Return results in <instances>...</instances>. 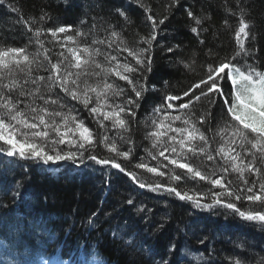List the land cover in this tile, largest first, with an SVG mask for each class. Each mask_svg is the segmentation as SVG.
Returning a JSON list of instances; mask_svg holds the SVG:
<instances>
[{"label":"trees","instance_id":"obj_1","mask_svg":"<svg viewBox=\"0 0 264 264\" xmlns=\"http://www.w3.org/2000/svg\"><path fill=\"white\" fill-rule=\"evenodd\" d=\"M189 12L193 15L189 16ZM149 16L152 20L148 19ZM196 19L201 23L197 24ZM241 19L248 25V36L244 39V51L232 59L240 51L236 32ZM153 20L156 23V39L152 41L150 52L145 53V57L151 60L150 70L146 71L136 64L134 57L123 51L126 48L130 51L148 48L143 40L150 38L153 33ZM59 26L71 27L65 33L57 32L54 37L48 30L54 31ZM193 28L197 31L193 32ZM37 30L41 32L39 37L35 35ZM78 31L86 35L77 36ZM113 32L117 34L115 37L112 36ZM68 35L74 36L75 40H66ZM85 46L90 50L99 49L100 54L94 59L99 57L104 65L115 67L123 56L133 68H140V71L128 73L134 83L143 84L145 88L140 98L135 97L127 81L114 73L106 74L104 70L108 68L90 70L87 71L88 75L80 77L81 81H87L92 86L102 85L106 81L113 84L114 88L123 89L119 97L109 92L108 102L111 104H123L127 97L138 99V105H129L135 114H121L127 121L125 129L112 127L111 121H103L101 125L98 120H102V117L97 118L89 111L93 103L86 108L67 94L64 98L57 97L53 95L54 92L59 93L57 88L45 95L58 99V105L48 104L47 107L70 113L78 121L82 120L96 136L100 133H118L122 137V147L117 149L128 151L131 148L132 154L143 160L132 161V155L125 159L110 151L106 153L100 149L105 146L101 138L94 140V147L86 145L87 150L82 149V159L81 155L78 159L82 165L74 167L72 164L61 166L60 163L49 168L38 160L8 157L0 152V183L3 184L2 188L0 186V227H15L12 240L0 250V257H3V263H0L29 264L31 260L57 254L58 250L63 258H70L74 257L76 251L84 250L89 255H95L99 261L113 260V264H228V261L232 264L237 261L239 264H264V224L253 220L248 225L244 222L246 220L224 207L220 210L218 205L209 209L181 200L165 189L175 187L182 193L199 194L203 204L212 202V194L217 193V189L220 192L226 189L214 187L199 178L192 179L186 169L176 165L170 164L173 170L166 169L162 163L167 159L161 158L159 161L158 158H150V155H157L158 152L150 148L155 141L152 136L156 132L153 124L160 115L155 109L171 103V109L162 110L170 112V116L180 115L181 123L183 117L190 116V124H194L207 138V153L193 155L185 148L183 153L166 151L165 156L177 157L180 162L188 163L212 179L224 177V183L230 189L245 188L239 174L231 170L230 163H225L227 157L219 152L221 147L226 151L229 149L227 141L231 135L230 128L227 136L218 140L225 123H237L231 121L230 114L222 106V101L230 91L228 79L222 78L223 73L217 78L224 96L212 92L208 97L202 96L200 101H193L188 108H181L180 105L200 94L205 85L200 84V88L195 85L207 79L209 66L218 67L219 62L231 60L241 71L245 70L247 64L264 72V0H4L0 4V49L25 48L30 59L35 60L31 66L33 79L49 76L53 71V63L74 61L68 52L69 47L78 49L83 68V60L88 58L82 51ZM61 52L64 56L68 52L66 61L60 56ZM110 56H116V61L106 59ZM95 72L101 75L98 77L93 74ZM140 77L142 79H138ZM11 79L23 83L25 74L14 70L11 77L6 76L0 83L7 84ZM24 87L30 91L35 86L28 83ZM185 91L189 92L188 96L184 95ZM10 95L21 109L33 99L30 96L18 97L16 90ZM169 95L179 99L167 101L165 98ZM209 97L214 98L211 105ZM66 103L69 104L67 108ZM35 105L45 106L38 98ZM3 111L0 108V112ZM202 116L205 117L203 123L199 119ZM45 118L48 120L47 116ZM56 121L61 124V118L57 117ZM172 127L181 126L175 124ZM39 130L44 129L41 127ZM21 131L26 130L21 128ZM48 131L50 140L57 138L51 129ZM158 131H163V128ZM165 133V143L169 142L170 136L177 135L169 130ZM217 133L219 135L216 136ZM17 138H21L19 134ZM113 139L109 138L108 142L119 145ZM191 144L199 147L201 142L196 140ZM231 147L236 148L245 164L253 159L246 150L249 146L246 145L242 150L238 139ZM58 149L66 152L71 146L60 144ZM207 154H211L213 160H208ZM90 155H95L97 160H114L125 171L113 168L111 163L98 164L89 158ZM139 161L168 174L159 176L150 173L146 168L136 166L140 164ZM225 167L229 171H223ZM255 167L260 169L259 176L246 170L243 177L248 181L246 186L256 182V187H259V183L264 181V161L260 159L259 153L255 158ZM129 172L134 173L137 179L133 180ZM173 176H180L181 179L176 181ZM187 179L200 188L192 187L194 185ZM141 182L146 185L144 188L139 187ZM157 184L164 187L158 191L148 187ZM200 189H209V192ZM129 199L133 204L126 203ZM229 200L241 211L248 212L250 205L257 209L248 200L236 201L233 197ZM76 214H79L76 226L71 225L66 230L72 223L71 217ZM16 215L22 216L15 218ZM234 227L238 229L234 230ZM59 228L65 230L64 234ZM40 232L39 237L45 240H48L46 236L49 233L58 238L50 246L43 244V248H39L42 246L38 237ZM114 232L117 235H113ZM147 244L151 245V249ZM46 246L56 250L47 253Z\"/></svg>","mask_w":264,"mask_h":264},{"label":"snow or ice","instance_id":"obj_2","mask_svg":"<svg viewBox=\"0 0 264 264\" xmlns=\"http://www.w3.org/2000/svg\"><path fill=\"white\" fill-rule=\"evenodd\" d=\"M178 2V0H177ZM4 0H0V4H3ZM11 7V6H9ZM16 11L15 8L12 9ZM119 11V10H118ZM189 16L193 14L188 13ZM44 17H41L43 20ZM148 19L152 20V17L149 16ZM161 24L164 23L163 20L160 21ZM196 23L200 24L201 21L196 19ZM71 26H59L54 31L49 29L52 35L55 37L56 33H65L67 30H70ZM153 33L150 38H145L144 43L148 45V48H140L138 51H130L127 48L124 51L128 52V56L134 57L136 64L141 66L144 70H150L151 60L145 57V53L150 52L152 41L156 39L155 27L156 23L153 20ZM248 25L243 22L241 19L240 26L236 32V41L240 45V51L232 57L235 59L236 56L240 55L243 49L244 39L247 38L248 33L246 29ZM193 32H196V28L192 29ZM36 37L41 35L40 30H37L35 33ZM77 36H85L83 32H77ZM115 32L112 33V36H116ZM68 41H74L75 37L68 35L65 38ZM94 43H103L102 41H94ZM111 46V45H109ZM172 49H169L171 51ZM68 52L71 53L74 57V61L65 63L60 61L57 63L51 64L52 73L45 77L39 76L35 79L32 78V64L35 62L34 58L30 59L29 54L26 53L25 48H6L0 49V81H2L6 76L11 77L14 70L20 73L25 74V79L23 83L15 79H11L9 83H0V108L4 109L3 112H0V152L8 157H19L21 159H33L41 161L43 164L57 163L60 161H73L77 160V153L71 150L63 151L58 149V145L67 144L69 146H75L78 149H86L87 146L94 147L95 138L93 137L92 131L85 126L82 120H77L75 116L70 113L65 114L59 110H50L47 105L53 104L58 105V99H54L51 95L46 96V93H52L54 89L59 88L65 94L70 96L72 99L77 100L84 107H88L90 103H93V106L89 109L90 113L95 114L97 118L102 117V120H98V123L103 121H111V126L114 128L125 129L127 126L126 119L122 118V113L127 115H134V109L130 108L129 105H138V99H133L127 97L123 104H110L109 101V92L112 96L119 97L123 94V89L114 88L113 84L107 83L106 81L101 85L97 84L92 86L87 83V81H81L80 77L82 75H88L87 68L94 67L96 69L101 68V65L97 63L94 59L96 55L100 54L99 49L90 50L89 47H83V52L87 54V59L83 60V69H82V57L77 48L69 47ZM61 57H64L66 61L68 58L64 56V53H60ZM111 61H116V56L106 57ZM39 67H44V65H39ZM77 71L73 72L72 69ZM232 68L234 70V75L229 77L227 69ZM120 69V70H117ZM6 70V71H4ZM47 70V69H46ZM135 71H140V68H133L129 64H119L117 62L115 67H110L105 70V73H114L121 80L127 81L129 85L132 86V91L135 93L136 98H140L142 92L145 90L143 84L134 83L133 79L128 75V73H133ZM223 73V79L230 80V91L227 93V98L222 101V106L226 107V113L230 114L231 121L237 122L234 124L225 123V131L229 128L231 129V135L228 137L229 149L226 151L224 147L219 149V152L224 154L227 159L225 160L226 164L230 163L231 170L235 173H238L240 178L243 180L245 185H248V181L243 179L245 171L253 172L259 175L260 169L255 167V158L257 153H259L260 159L264 161V72L257 71L255 67L245 64V70L241 71L239 67H236L231 63V60L228 62H219L218 67L209 66L207 69V79L201 80L195 85L196 88H200V84H204L205 88L200 90V94L194 96L186 104H181V108H188L193 101H200L201 97H208L209 93L215 92L219 96H224V90L220 86L219 80L220 74ZM96 76H100V72L93 73ZM142 79V77L138 78ZM31 83L35 87L32 90H26L24 85ZM235 86V91L231 89ZM43 88V92L41 89ZM100 89V90H98ZM13 90L18 92V97H32L33 99L25 104V107L21 109L18 102H15L10 95ZM90 93L95 94V100ZM58 95V94H57ZM185 96L189 95L188 91L184 92ZM40 99L44 102V107H39L35 105V100ZM167 101H173L179 99L177 96H167L165 98ZM229 99L232 100V103L229 104ZM214 103V98L209 97V104ZM173 105L171 103L162 104L161 106L155 109L156 112H160L163 108L171 109ZM108 109V110H105ZM48 117L46 120L45 117ZM61 118V124H57L56 118ZM200 122L203 123L205 117H200ZM179 121L182 120L180 115L169 116L164 115L163 119L159 122L158 127H166L164 121ZM183 123L185 125L190 124V116L183 117ZM21 127H17V126ZM61 125L65 128V131H61ZM242 126V127H240ZM41 127L44 130H39ZM21 128L26 131H21ZM169 131L179 134V139L177 135H172L168 138V143L160 140L162 135L166 133H161L159 131L153 132L152 136L155 138L153 146L157 144L165 145L163 150L159 152L160 156H165L166 151L171 153H183L185 147L187 146V152L192 153L193 155L197 154H206L207 153V138L203 132H200L199 129L192 124L191 131L188 128L176 127L173 128L169 123L167 125ZM51 129L56 133L57 138L54 140L49 139V131ZM72 133L76 138H70L68 133ZM20 135L21 138H17V135ZM239 140V147L243 150L245 146H249L246 150L248 154L253 158L247 164L244 163L243 158L240 153L236 151V148L231 147L235 145ZM105 146L109 148V151L116 153L118 156L124 157L127 159L129 157L128 151L118 152L116 144L114 142L109 143L108 137L105 135L102 137ZM199 140L201 145L196 147L192 145L191 142ZM39 141V143L37 142ZM178 145V146H177ZM6 146V147H5ZM47 149V150H46ZM232 153H236L232 155ZM89 158L93 161H96L98 164L107 165L111 163L113 168L118 169L121 172H124L125 169L121 167L119 163H116L114 160L110 159H99L95 155H90ZM155 159V157H153ZM211 154H207L208 160H213ZM82 159V154H81ZM165 159H169L172 165H176L181 169H186L187 173L192 179L199 178L201 181H208L214 187H219L226 189L224 192H217L212 194V202L208 204H203L202 197L199 194L189 195L187 192L177 191L175 187H168L165 190L174 194L176 197L182 200H188L193 202L197 207L213 208L216 205L221 207L232 209L233 212L240 217L247 220H259L264 221V211L252 213L241 211L234 202L222 200V196L233 197L234 200L239 201L242 198L248 201L260 202L264 204V181L259 183V192L254 191L256 187V182H253L252 185L247 186L244 189H230L228 185L224 183V177L217 179H212L208 175H204L199 170H195L188 163H182L177 158H170L165 156ZM239 161V163H237ZM139 168H146L148 172L155 173L159 176H164L165 173L159 171L156 167H148L147 164L140 163L136 165ZM166 167V165H165ZM223 171H229L228 167H225ZM128 175L132 177L133 180H136L137 177L134 173L129 172ZM174 180L179 181L180 176H173ZM104 181H102L103 183ZM146 185L140 183L139 187L144 188ZM152 191H158L163 185H148ZM126 203L129 205L133 204L131 199L127 200ZM95 215V214H93ZM91 218H89V223H91ZM117 235V233H113ZM131 243V241H127ZM239 264V261L236 262Z\"/></svg>","mask_w":264,"mask_h":264},{"label":"rangeland","instance_id":"obj_3","mask_svg":"<svg viewBox=\"0 0 264 264\" xmlns=\"http://www.w3.org/2000/svg\"><path fill=\"white\" fill-rule=\"evenodd\" d=\"M82 51H83V49H82ZM123 52H125V53H128L127 51H123ZM66 54H68V52L67 53H65V56H69V54L68 55H66ZM69 58V57H68ZM74 58V57H73ZM72 58V59H73ZM121 59L119 60V64H125V61L129 64V62H128V60L125 58V57H123V56H121L120 57ZM95 61L97 62V63H99L100 65H101V68H99V69H96V68H94V67H88L87 68V71L88 72H90V70L92 71V70H104L103 69V67H105V68H110L109 66H107V65H104V63L102 62L103 60H101V59H99V57H97V59H95ZM129 66H131L132 67V65L131 64H129ZM83 69V68H82ZM73 70H75L74 68H73ZM76 71V70H75ZM75 71H73V72H75ZM105 71V70H104ZM102 72V71H101ZM227 72H228V74H229V77H231V76H233L235 73H234V70L232 69V68H230V69H227ZM228 81L230 82V80L228 79ZM94 86H96V85H94ZM233 88H234V91H235V86H233ZM57 90H58V95H57V93H53V95H55V96H66V94L63 92V91H60V89H58L57 88ZM98 90H100V89H98ZM91 94V96H92V98H95V94L94 93H90ZM89 94V95H90ZM94 95V96H93ZM63 97V98H64ZM65 101V100H64ZM110 103V102H109ZM111 104V103H110ZM67 105H69L68 103H66V107L65 108H67L68 106ZM64 107V106H63ZM60 109H61V107H60ZM69 111H71L72 112V108L69 106ZM105 110H108V109H105ZM60 111V110H59ZM160 113V115L157 117V119H156V121L154 122V130H156V132L160 129V127H158V125H159V122L163 119V117H164V115H169L170 116V114H168V113H170V112H166V111H164V110H162V111H160L159 112ZM57 123H58V121H57ZM164 123H166L165 125H166V127H164L163 128V131H161V133H165L167 130H168V128H167V125L170 123L171 124V126H173V125H175V124H178V125H180L181 126V128H188L189 129V131H191V127H192V125L190 126L189 124L188 125H185L184 123H181V121H171V120H167V121H164ZM59 124V123H58ZM91 130V129H90ZM61 131H65V128L61 125ZM92 131V130H91ZM155 132V131H154ZM229 133V131L227 130V131H225V130H223V131H221L219 134L217 133L216 134V136L217 135H219L220 137L218 138V140H221V139H223V138H225L226 136H227V134ZM93 134V133H92ZM231 134V133H230ZM94 135V134H93ZM68 136L70 137V138H76V137H74L73 136V134L72 133H68ZM95 136V139H99V138H101L100 139V141L101 142H103V140H102V137L103 136H105V134H103V133H100L98 136H96V135H94ZM107 137H108V139L109 138H114L116 141H117V143H119V145L120 144H122V140H121V136L117 133V134H112L111 132H109V133H107V135H106ZM120 136V137H119ZM165 135H162L161 137H160V140L161 141H165L164 139L166 138V137H164ZM177 137H178V139H179V134H177ZM113 139V140H114ZM153 144H154V142L150 145V148H153V150L155 149V150H157L158 152H157V155L156 154H153V155H150V158H152L153 160H154V158L153 157H155V159H159V161L160 160H162L161 158H163V159H165L163 156H160L159 155V152L161 151V150H163V147H164V145H162V144H157L155 147L153 146ZM166 144V143H165ZM99 145V144H98ZM117 145L116 144V147L118 148V147H122V145ZM152 146V147H151ZM178 146V145H177ZM73 147V148H72ZM185 148H187V146L185 147ZM76 149V150H75ZM101 150H103V151H105L106 153H108L109 152V148L108 147H106V146H104V147H101L100 148ZM71 151L73 150V152H76L77 153V160L75 161V162H73V163H71L72 161H60V162H57V163H49V165H48V167H55L56 165H59L60 163H62L61 164V166H63V165H68V164H72V167H74V166H80V165H82L81 163L82 162H79L78 161V159H79V157H80V155H81V153H82V149H78L77 147H75V146H71V149H70ZM118 150V149H117ZM133 149H131L130 148V150H128V152H129V155H132V161H136L135 159H137V160H143L140 156H134V155H136V154H132V151ZM138 150H141V149H138ZM123 151H126V150H118V152H123ZM132 151V152H131ZM142 151L144 152L145 150L144 149H142ZM111 152V151H110ZM131 152V153H130ZM113 154H115V153H113ZM165 155H167V153L165 152ZM169 155H170V153H169ZM167 157H170V156H167ZM124 158V157H123ZM170 158H177V157H170ZM178 159V158H177ZM138 163H143V162H138ZM146 164V163H145ZM162 164H165L166 165V169H169V170H173V168L170 166V160L169 159H167V161L165 160V163H162ZM164 165V166H165ZM172 165V164H171ZM163 169V168H162ZM165 171V170H164ZM72 173V172H71ZM167 174L168 173H166V171H165V175L164 176H167ZM170 175V174H169ZM168 175V176H169ZM187 181L188 182H190L192 185H194V186H192V187H195V188H200L199 187V185H197V184H195V182H193L192 180H190V179H187ZM207 189V188H206ZM201 190V189H200ZM201 191H204V190H201ZM221 190H219V189H217V191L216 192H220ZM205 193L206 192H209V189H208V191L207 190H205L204 191ZM211 192V191H210ZM186 200V199H185ZM194 205V204H193ZM74 227L76 226V224L75 225H73ZM60 229V231L62 232V234H64V232H65V230L63 229V228H59ZM84 230V229H83ZM82 231V230H81ZM59 236V235H58ZM52 237L54 238V240L55 239H57L58 237H57V235H52ZM66 237V236H65Z\"/></svg>","mask_w":264,"mask_h":264},{"label":"bare ground","instance_id":"obj_4","mask_svg":"<svg viewBox=\"0 0 264 264\" xmlns=\"http://www.w3.org/2000/svg\"><path fill=\"white\" fill-rule=\"evenodd\" d=\"M233 92H234V88L232 87V89H231ZM232 103V100L231 101H229V104H231ZM227 106H225V108H226ZM78 168V167H77ZM254 176H259V175H257L256 173H254ZM80 180V178H73V180ZM254 180V179H253ZM0 186H1V188H2V186H3V184L2 183H0ZM244 187L246 188L247 186L244 184ZM254 191H256V192H259V187H255L254 188ZM222 198V200H225V201H230L229 200V196H225V197H221ZM182 200V199H181ZM246 201V199H241L240 201ZM252 205H254V206H256L257 207V209L256 208H252L251 207V205H250V208L251 209H249L248 210V212H252L253 214L254 213H256V212H260V211H264V204H261L260 202H254V201H249ZM219 206V208H220V210H223V208L220 206V205H218ZM226 210H230L232 213H234L233 212V210L232 209H227L226 208ZM235 214V213H234ZM77 216H72L71 217V224H69L68 225V228L66 229V230H68L70 227H71V225L73 226V225H75L76 224V221H79L78 220V218L77 217H79V214H76ZM20 217V216H22V215H16L15 216V218H17V217ZM235 216H239V215H235ZM240 217V216H239ZM241 219H243V220H246V221H244L245 223H247L248 224V222H251V221H253V220H247V219H244V218H242L241 217ZM34 224H36V222L34 221V219H32L31 220ZM256 222H258V223H261V224H264V221H259V220H255ZM249 225V224H248ZM234 230H237L238 228H233ZM14 230H15V227L13 226V225H8V226H1L0 227V250L1 249H3V247H5V246H7V244H8V241H11L12 240V235H13V232H14ZM41 233L42 232H40L39 234H38V237L41 235ZM46 238L48 239V240H45L44 238H42V237H39V240H40V242H42L41 244H42V246H40L39 248H43V244L44 245H51L52 243H53V241H54V238L52 237V233H49L48 234V236H46ZM147 247L149 248V249H151V245H149V244H147ZM46 251H47V253L49 252V253H53L56 249L55 248H48V246H46ZM73 256V255H72ZM68 260H69V263L70 264H113V260H110V259H103V260H98L96 257H95V255H93L92 253H90V255L89 254H87L84 250H81V251H76V254L74 255V257H70V259H69V257L67 258ZM27 260L28 261H30V258H27ZM39 260L40 259H34V260H31L30 261V263L29 264H38V262H39ZM108 260V261H107ZM0 261H1V263H3V257H0ZM0 263V264H1ZM228 264H232V262L231 261H228Z\"/></svg>","mask_w":264,"mask_h":264}]
</instances>
